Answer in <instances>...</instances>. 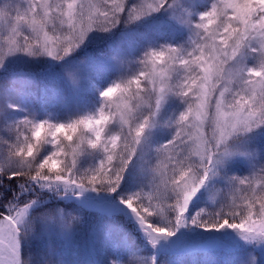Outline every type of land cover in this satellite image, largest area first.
<instances>
[{
  "label": "snow or ice",
  "instance_id": "6c2138e0",
  "mask_svg": "<svg viewBox=\"0 0 264 264\" xmlns=\"http://www.w3.org/2000/svg\"><path fill=\"white\" fill-rule=\"evenodd\" d=\"M193 242L264 264V0H0V264Z\"/></svg>",
  "mask_w": 264,
  "mask_h": 264
},
{
  "label": "rangeland",
  "instance_id": "374dc122",
  "mask_svg": "<svg viewBox=\"0 0 264 264\" xmlns=\"http://www.w3.org/2000/svg\"><path fill=\"white\" fill-rule=\"evenodd\" d=\"M106 79L113 80V79H116V76L115 75L109 76ZM90 83L92 84V81ZM45 85H47L49 88L59 87L60 81L59 80L53 81V80L45 79L41 82V87ZM84 91L86 93L91 92V87L88 81L85 82ZM88 243L89 241L87 237L83 234L78 233L73 238V244L79 247L81 250L86 249V246ZM153 252H155V250H153ZM261 255H262V258H264V254H261ZM201 257L202 258H200L199 255H196L193 252H188V251L186 252V255L184 257L183 254L176 252V249H175V250H172L171 253L169 252L167 256V260L174 262V264L183 263V262L192 263V261H198L197 264H230V262L239 260V256L234 249H217L216 251H213V252L204 253L203 255H201ZM175 259H179L180 262H178V260H175ZM162 264H163V260H162Z\"/></svg>",
  "mask_w": 264,
  "mask_h": 264
},
{
  "label": "trees",
  "instance_id": "16d2710c",
  "mask_svg": "<svg viewBox=\"0 0 264 264\" xmlns=\"http://www.w3.org/2000/svg\"><path fill=\"white\" fill-rule=\"evenodd\" d=\"M92 84H95V81H92ZM217 249H227V248H221V247L208 248V247H204L203 245H201L199 243L193 242V243L186 245V247L184 246L182 248L176 249V252L183 254L184 257L186 255L187 251L193 252L194 254L199 255L200 258H202L201 255H203L204 253L213 252V251H216ZM170 253H171V251H170ZM175 260H178V262H180L179 259H175ZM197 262L198 261H192V263L183 262V263H178V264H197ZM230 264H239V260L230 262Z\"/></svg>",
  "mask_w": 264,
  "mask_h": 264
}]
</instances>
